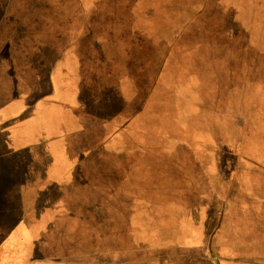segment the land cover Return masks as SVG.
Listing matches in <instances>:
<instances>
[{
  "label": "crops",
  "instance_id": "crops-1",
  "mask_svg": "<svg viewBox=\"0 0 264 264\" xmlns=\"http://www.w3.org/2000/svg\"><path fill=\"white\" fill-rule=\"evenodd\" d=\"M181 1L21 0L36 25L0 27L15 72L59 48L48 100L0 78V187L20 199L0 264H264V157L235 115L254 79L222 74L240 33L264 35V0Z\"/></svg>",
  "mask_w": 264,
  "mask_h": 264
},
{
  "label": "rangeland",
  "instance_id": "rangeland-1",
  "mask_svg": "<svg viewBox=\"0 0 264 264\" xmlns=\"http://www.w3.org/2000/svg\"><path fill=\"white\" fill-rule=\"evenodd\" d=\"M18 1L21 0H15L13 2L7 1V0H0V27H5L6 31L8 28L12 29L14 28L17 30L16 26H20V28L24 26H32L36 25L34 22L39 21V13H18L22 10V3H18ZM227 4H230V1H226ZM51 4H58V3H47V13H41L42 15H54V13H48L50 12ZM46 3L41 2L39 6V11H45ZM183 5L181 0H157V2H148L144 3L145 10L147 7L150 8H157V12L161 13H182L181 12V6ZM224 8V7H223ZM12 9H14L15 13L12 12ZM225 10H228V7L224 8ZM149 13H155L154 10L146 11ZM2 13H9V17H4L7 14ZM63 13H67L65 8L63 9ZM2 15V17H1ZM4 15V16H3ZM167 25V24H166ZM25 28V27H24ZM25 35V32L23 30H17L13 37H15L16 41L21 40ZM4 37L7 40L10 39V34H1L0 39ZM244 41V43L239 42L238 46H235L231 52V55L228 56V58H224L222 65V74L223 76H226L231 70H236V73L240 76H246L253 75L254 83L250 86H254L255 95L254 99H252L251 104L249 105V109H251L250 114L242 111L247 108L246 103L241 104L239 107L240 112L238 114H235L238 117V124L247 126L248 121H254L256 123V126L252 130L251 136L254 137V139H259L256 142V146L259 147L261 153V156L264 157V35L255 33L250 34V39L243 38L242 34H239V40L238 41ZM18 51L10 49L8 50L6 47L2 46L0 48V78L4 77L8 71V74H12L15 72V61L14 57L17 55ZM41 55L38 56L39 58H36L34 60L28 61L24 58H19V65L17 66V73L20 79L23 81H20L18 84L13 83L14 85H17L22 94L20 99L22 101H27L28 97L33 96V98H38L44 96L43 100H48L49 97H47L48 93L51 91V70L53 66L55 65V61L59 54V48L56 46L48 47L47 49H44L40 51ZM224 57L226 56V50H224ZM34 55V54H33ZM235 59L238 60L236 64H232L228 60ZM4 66V68H2ZM7 74V75H8ZM244 90H247L245 88V85H243ZM252 89L249 88V91ZM17 93V92H16ZM19 98V97H18ZM55 97H53V100ZM45 104V103H44ZM253 106V107H252ZM12 121V120H11ZM14 121V120H13ZM16 122V121H14ZM260 123V126H259ZM10 124V121H6L4 124L1 125V128L6 127ZM92 131V130H91ZM90 131V132H91ZM240 135H242L241 129H239ZM7 134V130L0 133V139L2 137H5ZM101 135V131H94L92 134L93 138H97ZM20 142V141H18ZM20 143H23L22 141ZM3 146H0V151H3ZM2 164V163H0ZM80 165L81 163H77ZM9 183V179H5V183ZM8 188L0 187V199L5 200L2 201L3 205L0 207H5V209H1L4 211V213H8L9 208L14 207L18 201H20L18 194H14L13 192H7ZM21 195V194H19ZM5 203H7L5 205ZM7 227H0V236L3 232L5 234V229ZM210 226L208 227L209 230ZM163 243H159L160 247ZM165 244V243H164ZM176 246L177 243H174Z\"/></svg>",
  "mask_w": 264,
  "mask_h": 264
}]
</instances>
